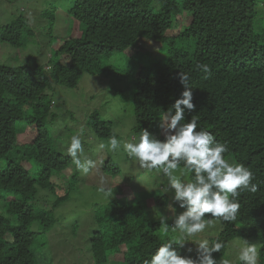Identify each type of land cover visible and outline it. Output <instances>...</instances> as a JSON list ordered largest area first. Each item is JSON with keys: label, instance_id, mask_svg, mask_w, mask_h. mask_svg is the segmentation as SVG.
<instances>
[{"label": "trees", "instance_id": "16d2710c", "mask_svg": "<svg viewBox=\"0 0 264 264\" xmlns=\"http://www.w3.org/2000/svg\"><path fill=\"white\" fill-rule=\"evenodd\" d=\"M263 4L264 0H75L70 12L80 25V37L62 43L57 59L50 60L49 71L35 56L20 57L24 37L33 33L26 18L19 16L0 25V52L8 45L17 48L15 57L23 62L18 66L0 63V264H42L31 245L58 224L55 211L69 200V188L75 186L77 174L71 178L73 184L52 180L55 171L65 172L74 163L58 149L52 136L50 127L57 116L51 112L53 100L47 92L54 85L76 88L85 74L116 75L100 65L102 58L109 61L118 52L128 53L142 39L164 41L175 19L184 23L188 16L190 23L182 35L195 41L194 52L171 49L158 60L149 59L148 65L138 64L134 83L127 80L132 87L128 91L134 90L135 131L147 129L164 138L160 126L152 127L185 91L179 73L187 74L196 109L186 112L182 123L194 118L198 130L209 131L217 141L226 143L225 159L248 167L258 185L256 192L241 190L235 198L240 207L234 221L214 219L223 225L217 235L207 238L210 243L222 242L223 247L213 258L218 264L229 244L241 237L261 241L259 259L264 264ZM198 65H206L210 71L206 73ZM94 113L88 127L99 138H110L109 122ZM20 126L32 127L21 146L17 144ZM103 170L113 175L120 172L110 161ZM189 177L191 180L194 173L189 172ZM60 185L69 186L68 190ZM41 190L57 196L53 208L39 205ZM158 200L159 209L169 210V195ZM153 202L156 205V199ZM101 210L90 245L97 264H115L108 261L111 254L118 255L116 264H144L161 243L177 235L161 238L165 223L158 210L149 209L148 217L144 209L117 199ZM187 242L177 250L195 258L197 247L189 251Z\"/></svg>", "mask_w": 264, "mask_h": 264}, {"label": "rangeland", "instance_id": "374dc122", "mask_svg": "<svg viewBox=\"0 0 264 264\" xmlns=\"http://www.w3.org/2000/svg\"><path fill=\"white\" fill-rule=\"evenodd\" d=\"M74 2L75 0H0V25L8 24L19 16H23L33 29L31 35L24 37L25 45L20 50L10 45L6 46L8 49L1 50L0 63L18 66L23 63L19 60L21 56L31 55L50 70L52 68L50 60L57 59L56 52L62 43L70 37H80V25L70 12ZM260 11L264 12V4L260 6ZM188 23H190L189 18H184V23L179 19L175 20L174 27L167 33L168 38L162 42L165 52L171 49L194 52L195 41L191 37L171 35L172 30L177 26V30H185ZM18 50L20 57H15ZM14 53L15 58H10ZM159 53L166 55L164 52L159 51ZM130 54L131 52L127 54L118 52L109 61L105 58L101 59L100 65L116 71V75L85 74L76 88L54 85L47 92L49 99L55 102L54 105L51 104V112L57 116V120L50 130L60 147L58 149L67 153L66 148L70 138L73 135H79L83 148V153L80 155L81 161H94L95 167L85 174L73 164L65 172L53 173L52 180L58 184L60 181L73 184L74 179L71 178H74L76 174L77 177L75 186L69 188V200L58 206L55 211L58 224L49 234H40L31 245V250L42 264H97L94 253L90 251L91 240L98 229L97 218L102 214L101 208L111 200L131 202L134 209L141 211L144 209L148 217L149 209H152V212L158 210L156 212L158 217H164V223L168 225L173 223L174 215L184 211L172 200L170 202L173 207H169V210L166 207L159 209L158 203L161 200L158 198H161L163 194L170 197L173 194L172 190H168L166 178L156 170L141 169L138 162L130 159L122 149L111 151L107 144L109 138H99L94 133L93 127H88L89 117L96 111L94 114L99 115V120L109 122L106 126L111 128L112 134L116 135L118 140L132 141L133 137L139 135V132L135 131V111L131 94L134 90L128 91L132 87L127 82V78L134 83L133 75L137 65H148L149 59L158 60L159 56L156 54L150 56L149 52L143 49H140L138 56L133 57ZM162 120H157L152 128L161 127ZM19 128L17 144L21 146L25 144L26 138L29 139L32 127L20 126ZM161 130L163 136V129ZM149 132L152 133L150 130ZM54 134L57 135L54 136ZM101 144L105 147L101 148ZM107 161L119 168L120 172L116 175L106 173L103 166ZM229 161L235 162L233 159ZM31 166L36 170L34 162ZM181 169L186 173L185 178L190 180L189 172L184 168ZM177 174L179 175V172ZM60 186L64 190H68L69 187ZM100 188L110 189L111 196L104 197L99 191ZM39 194V205L53 208L57 196L50 190H41ZM152 195H154L153 198ZM153 199H156V205ZM222 225V222L214 220L205 232L188 239L187 246L190 249L196 248L195 242L198 239H208L207 237L217 235ZM33 228L37 231L38 223H35ZM160 234L161 238L166 240L165 237L175 233L163 230ZM245 240L257 245L258 252L260 251L262 246L260 240L239 237L229 244L226 255L219 262L222 259L229 260L232 264L239 262L237 258L239 248L244 245ZM121 248L124 249L123 246ZM117 259L118 255L108 256V261L111 263H118Z\"/></svg>", "mask_w": 264, "mask_h": 264}, {"label": "clouds", "instance_id": "9594fccd", "mask_svg": "<svg viewBox=\"0 0 264 264\" xmlns=\"http://www.w3.org/2000/svg\"><path fill=\"white\" fill-rule=\"evenodd\" d=\"M177 27L172 30L171 35L183 36L182 32L185 30H177ZM72 38L75 37L68 40ZM161 41L142 39L136 48L130 51V55L138 56L140 49H143L148 51L150 56L156 54L162 57L164 55L159 51L164 53L165 51ZM137 51L139 52L135 54ZM197 67L206 73L210 71L206 65ZM179 81L185 87V91L176 99L161 121L163 139L143 129L132 141L122 142L116 135H112L107 144L113 152L122 149L130 159L138 162L141 169L161 173L167 180L168 190H172L171 200L184 209L182 213L172 217L171 226L165 224V231L170 228L177 235L161 243L144 264H217L212 254L221 252L222 242L210 243L206 238L198 239L195 242L197 245L195 258L181 255L177 246L183 247L186 239L205 232L216 218H222L223 222L234 221L240 207L235 198L239 196L241 190L256 192L258 185L253 183L255 176L248 167L225 159L224 154L229 150L226 143L217 141L209 131L202 128L198 130V122L194 118L182 123L185 113L194 112L196 105L193 103L192 89L188 85V75L180 72ZM51 104L54 105L55 102L52 101ZM100 147L103 148L105 145L101 144ZM66 152L76 168L83 173L87 174L95 167L94 161H81L83 148L79 135L70 138ZM181 164L187 172L194 173L191 180L185 178L186 173L180 168ZM99 191L106 198L111 196L110 189L100 188ZM169 207L173 205L170 204ZM237 258L242 264H259L257 245L245 240L244 245L239 248ZM219 264L232 262L222 259Z\"/></svg>", "mask_w": 264, "mask_h": 264}]
</instances>
